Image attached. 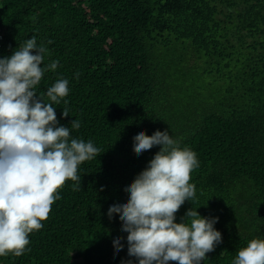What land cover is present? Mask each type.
Listing matches in <instances>:
<instances>
[{
  "label": "trees",
  "instance_id": "1",
  "mask_svg": "<svg viewBox=\"0 0 264 264\" xmlns=\"http://www.w3.org/2000/svg\"><path fill=\"white\" fill-rule=\"evenodd\" d=\"M33 35L46 49L42 66L59 62L37 95L50 102L46 89L67 79L57 121L99 153L79 165L78 190L70 180L57 190L30 250L0 264H136L119 213L107 210L160 150L137 155L140 130H167L196 153V198L175 222L193 206L218 217L222 242L201 264H231L264 238V0H0V57Z\"/></svg>",
  "mask_w": 264,
  "mask_h": 264
},
{
  "label": "clouds",
  "instance_id": "2",
  "mask_svg": "<svg viewBox=\"0 0 264 264\" xmlns=\"http://www.w3.org/2000/svg\"><path fill=\"white\" fill-rule=\"evenodd\" d=\"M45 52L33 35L10 56L0 57V256L30 250L29 234L43 227L51 205L61 199L57 190L66 180L78 190L79 165L99 153L91 140L71 138L69 127L57 121L54 105L68 95L67 79L46 89L50 102L37 95L44 73L59 63L42 66ZM62 116L68 117L67 109ZM79 127L73 119L71 128ZM157 145L160 150L145 169L125 185L128 199L111 203L108 214L119 213L127 254L136 264H201L222 242L214 227L218 217H202L193 206L175 222L178 209L196 198V186L190 183L191 172L199 167L196 153L181 148L167 130L134 134L137 155ZM121 240L119 235L113 239L117 251L124 247ZM231 264H264V238L250 240Z\"/></svg>",
  "mask_w": 264,
  "mask_h": 264
}]
</instances>
